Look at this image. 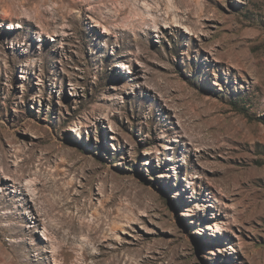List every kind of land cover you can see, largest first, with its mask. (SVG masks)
Returning <instances> with one entry per match:
<instances>
[{
	"label": "rangeland",
	"instance_id": "obj_1",
	"mask_svg": "<svg viewBox=\"0 0 264 264\" xmlns=\"http://www.w3.org/2000/svg\"><path fill=\"white\" fill-rule=\"evenodd\" d=\"M96 261L264 264V0H0V264Z\"/></svg>",
	"mask_w": 264,
	"mask_h": 264
},
{
	"label": "bare ground",
	"instance_id": "obj_2",
	"mask_svg": "<svg viewBox=\"0 0 264 264\" xmlns=\"http://www.w3.org/2000/svg\"><path fill=\"white\" fill-rule=\"evenodd\" d=\"M145 6H146V8L148 9L150 5L145 3ZM167 7H168L167 9L169 10V9H170L169 4H167ZM168 10H167V14H168ZM174 16H175V14H174ZM174 19H175V17H174ZM142 20H143V19H142ZM175 21H177L176 24H178L179 20H178V19H175ZM136 24H137V23L133 22V25H134V26H136ZM176 24H175V25H176ZM104 31H105V30H104ZM106 32H108V31H106ZM14 229H15V228H14ZM111 229H112V231H113V230H118L117 226H113ZM17 232H18V230H17ZM106 240H107V239H106ZM6 263H8V262H6ZM95 264H99V261H96Z\"/></svg>",
	"mask_w": 264,
	"mask_h": 264
},
{
	"label": "trees",
	"instance_id": "obj_3",
	"mask_svg": "<svg viewBox=\"0 0 264 264\" xmlns=\"http://www.w3.org/2000/svg\"><path fill=\"white\" fill-rule=\"evenodd\" d=\"M235 105H237V110H240V111H242V110H245V107H239V103L236 101L235 103H234Z\"/></svg>",
	"mask_w": 264,
	"mask_h": 264
}]
</instances>
